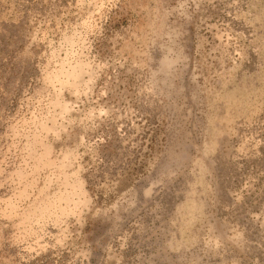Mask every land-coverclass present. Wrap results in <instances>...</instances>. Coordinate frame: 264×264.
<instances>
[{
	"label": "rangeland",
	"instance_id": "374dc122",
	"mask_svg": "<svg viewBox=\"0 0 264 264\" xmlns=\"http://www.w3.org/2000/svg\"><path fill=\"white\" fill-rule=\"evenodd\" d=\"M0 264H264V0H0Z\"/></svg>",
	"mask_w": 264,
	"mask_h": 264
},
{
	"label": "bare ground",
	"instance_id": "6f19581e",
	"mask_svg": "<svg viewBox=\"0 0 264 264\" xmlns=\"http://www.w3.org/2000/svg\"><path fill=\"white\" fill-rule=\"evenodd\" d=\"M71 45H76L74 39L70 40ZM69 55V54H68ZM73 62H70L71 59H65L67 64H63L61 69L54 74H51L49 77V82L51 84H57L58 89H56V102L54 103L55 106H61V112L63 114L68 113L71 109L70 105L65 103H60L58 98L60 96V93L62 92L63 88L68 87L72 90V93L75 96H78L81 94V90H84V87L88 86V82L82 81V78L84 74L87 75L88 71L90 70V66L88 62L81 61L79 57H75ZM68 60V61H67ZM91 78V77H90ZM93 81V80H92ZM42 132H49L51 131L50 127L47 126V124L41 125ZM44 139L42 134H36L34 136V144H43ZM51 148L44 146V152L37 157V164L33 166V168L30 170L29 174H36L37 172L44 170V168H50L51 166H54L53 162H50L47 160V157L50 155ZM51 160V159H50ZM60 169H64L65 165L58 166ZM26 171L21 172L20 176H25ZM50 184V180L47 182L46 185ZM27 189L24 190L19 194V197L22 199L23 197H27L26 195ZM28 194V193H27ZM86 204V196L84 193V190L79 184L78 181L74 182L73 184H67V187L64 189L62 193L55 196L53 200L47 199L45 202H43L39 207L35 208L34 210H31V212L27 213L24 218H22L23 222H29L35 223L37 225H42L45 220L48 218L54 217L55 222H58L62 217L64 216H70L76 214L78 209ZM13 208V206H12ZM15 208H13L14 210ZM33 229L30 227L27 232H32Z\"/></svg>",
	"mask_w": 264,
	"mask_h": 264
}]
</instances>
